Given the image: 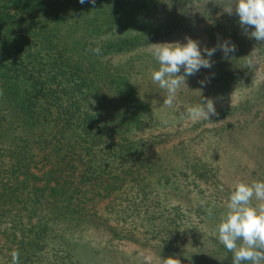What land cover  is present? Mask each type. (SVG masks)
<instances>
[{
    "label": "trees",
    "instance_id": "1",
    "mask_svg": "<svg viewBox=\"0 0 264 264\" xmlns=\"http://www.w3.org/2000/svg\"><path fill=\"white\" fill-rule=\"evenodd\" d=\"M56 2L0 0V264H12L13 251L20 264H81L74 244L89 243L79 231L96 221L118 238H157L160 251L173 254L169 246L184 238L183 230L176 216L155 215L160 198L150 183H168L185 166L163 171L149 160L122 126L138 120L140 98L113 82L119 116H112L87 88L79 64L97 46L113 53L141 38L109 31L70 44L41 18L64 21ZM103 24L89 27L103 33ZM251 41L264 59V42ZM127 186L135 196L123 193ZM65 229H76L81 240L67 239ZM232 256L228 251L215 264H232Z\"/></svg>",
    "mask_w": 264,
    "mask_h": 264
},
{
    "label": "rangeland",
    "instance_id": "2",
    "mask_svg": "<svg viewBox=\"0 0 264 264\" xmlns=\"http://www.w3.org/2000/svg\"><path fill=\"white\" fill-rule=\"evenodd\" d=\"M59 1L58 19L64 21L54 25L48 15L41 18L70 44L81 37L95 40L109 31L121 38H141L118 52L88 58L80 54L82 74L88 77L87 88L94 98L104 104V110L109 107L112 116L119 113L112 98L113 82L130 88L144 107L131 126L121 122L124 131L141 141L147 158L161 170L185 166L184 172L175 168L177 177L170 175L168 183L154 178L150 183L160 198L155 215L176 216L177 230H183L184 238L169 246L173 254L160 251L157 238H118L96 221L97 225L79 231L89 243L74 244L83 257L81 264H164L166 260L215 264L228 252L219 242L216 225L234 185L264 182V59L251 41V27L241 26L234 10L225 11L233 0H95L94 5L88 0L84 4ZM95 21L108 24L100 25L105 32L89 27ZM186 38L198 42L205 58V48L217 50L210 57L212 67L187 77L174 106L168 108L163 104L166 91L151 79L159 65L149 52L150 44H184ZM224 41L236 47L226 57L218 47ZM74 50L78 51L76 46ZM200 94L214 100L218 115L192 122L186 109L199 102ZM134 192L128 186L123 190L126 196ZM259 203L253 198V206ZM61 232L67 239H80L76 229Z\"/></svg>",
    "mask_w": 264,
    "mask_h": 264
},
{
    "label": "clouds",
    "instance_id": "3",
    "mask_svg": "<svg viewBox=\"0 0 264 264\" xmlns=\"http://www.w3.org/2000/svg\"><path fill=\"white\" fill-rule=\"evenodd\" d=\"M85 2L86 0H79L80 4ZM88 2L95 4V0ZM233 10L238 15L241 26L253 28L251 37L264 42V0H233L225 11L232 14ZM186 39L184 44H150L149 52L159 65L158 69L151 72V79L166 91L163 104L168 108L174 106L177 92L182 85L186 86L187 77L195 75L202 67H212L210 57L217 50V47L205 48L204 52L208 57L205 58L198 42ZM218 47L225 57L236 51L235 45L229 41L222 42ZM91 51L99 55L101 49L97 46ZM181 69L183 74H180ZM186 115L190 121L198 122L210 121V117L218 113L214 100L201 96L197 104L186 109ZM253 198L261 203L253 206ZM209 214L211 215V211ZM216 232L219 242L233 253L232 264H264V182H237L234 185L226 203V211L216 225ZM11 255L12 264H20L19 252L13 251ZM164 264L172 262L166 260ZM176 264H180V261L176 260Z\"/></svg>",
    "mask_w": 264,
    "mask_h": 264
}]
</instances>
